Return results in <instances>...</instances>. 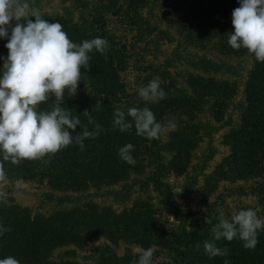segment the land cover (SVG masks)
I'll use <instances>...</instances> for the list:
<instances>
[{
  "label": "rangeland",
  "instance_id": "obj_1",
  "mask_svg": "<svg viewBox=\"0 0 264 264\" xmlns=\"http://www.w3.org/2000/svg\"><path fill=\"white\" fill-rule=\"evenodd\" d=\"M35 1L29 11L61 23L74 43L95 38L90 33L96 37L104 33L128 56L122 61L103 62L99 52L98 56L93 52L90 68L81 69L87 86L78 84L77 93H66L65 98L69 102L81 98L83 102L77 103L78 107L94 118V96L97 101L106 97L109 104L121 106L127 112L142 100L139 87L158 79L167 96L147 106L164 130L159 139L149 140L137 135L134 126L126 132L113 128L117 132L110 133L109 138L116 141L118 149L107 161L110 179H97L93 167L88 165L92 164V152L81 155L74 148L77 144H72L62 150L63 159L72 168L77 164L85 180L67 187L71 189L57 191L47 180H0V192L10 198L11 206L18 205L21 210L10 215L0 213V220L12 229L2 237L12 242L11 251L0 247V258L4 253L20 264H39L32 256L33 246L39 241L33 235L24 237V225L37 213L69 210L76 205L82 206L84 212L96 213L94 218L97 214L104 218L110 210L127 220H115L119 226L115 233L109 230L111 237L104 236V232L93 240L83 235L85 241L78 240L80 247L65 241L68 244L58 248L55 256L76 249L81 264H95V248L109 244L120 256L132 254L135 260L129 264H137L139 254L149 247L153 249L152 264H264V232H260L255 250L245 249L238 239L216 242L218 247L228 249L226 255L209 258L203 249V242L212 239L211 228L219 222L220 210L231 219L233 213L252 208L264 218V92L258 86L264 77V63L263 70L258 68L262 64L255 68L254 59L246 54L239 58L237 77L205 73L195 69L191 61V57L212 56L210 50L219 53V46H228L227 42L221 43L222 38H210L220 33L215 32L216 25L208 29L202 25L204 14L193 15L195 3L214 5L222 17L228 8L240 6L238 0ZM88 17L104 30H99V25L94 29L88 27L89 34L85 32L87 36L81 38L79 31ZM102 65L106 66L104 70ZM2 68L0 64V71ZM111 86L122 93L124 104L120 105L117 97L109 99L111 96L105 95ZM140 104L145 106L143 100ZM61 106L68 107L66 102ZM128 143L134 145V165L123 162L118 154ZM40 161L35 160V164L42 165ZM126 182L132 187L131 197L121 201L115 194L124 190ZM58 195L63 198L60 202L49 199ZM137 210L143 212L142 218L136 215ZM92 219L87 215L88 234L93 230ZM138 230L159 235L158 243H137ZM197 244L201 245L199 250Z\"/></svg>",
  "mask_w": 264,
  "mask_h": 264
},
{
  "label": "clouds",
  "instance_id": "obj_2",
  "mask_svg": "<svg viewBox=\"0 0 264 264\" xmlns=\"http://www.w3.org/2000/svg\"><path fill=\"white\" fill-rule=\"evenodd\" d=\"M239 7L232 12L234 31L228 37V45L234 50L241 48L264 63V0H238ZM29 0H0V39H6L8 49L0 71V154L5 160L19 164L22 160H42L45 164L57 152L72 144L81 151L85 141L97 138L104 128L96 123L87 110L89 130L78 116L62 107L67 96L77 93L83 79L82 68H90L91 53L106 54L109 43L102 37L84 40L77 44L70 40L63 26L38 12H30ZM35 17V19H31ZM23 19V22H21ZM16 23L13 25L12 21ZM138 96L145 102L143 108L130 107L127 112L116 108L113 128L126 132L133 126L136 134L146 139H159L164 130L156 120L148 103L166 98L167 93L158 79L151 80L138 89ZM55 98L51 110H40V104ZM100 110L97 101L94 111ZM129 117L131 119H129ZM82 131L73 135L77 126ZM72 130L71 132L69 130ZM134 145L122 146L119 157L134 165ZM4 174L0 172V180ZM0 206H11L7 195L0 192ZM206 222L209 223L207 217ZM12 229L0 220V237ZM260 232H264V218L256 210L248 208L224 217L220 210L219 222L211 228V240L203 242L209 258L226 255L228 249L220 248L216 242L238 239L245 249L255 250ZM201 245L197 244V250ZM153 249L147 248L139 254L137 264H152ZM0 264H20L13 256L0 258Z\"/></svg>",
  "mask_w": 264,
  "mask_h": 264
},
{
  "label": "trees",
  "instance_id": "obj_3",
  "mask_svg": "<svg viewBox=\"0 0 264 264\" xmlns=\"http://www.w3.org/2000/svg\"><path fill=\"white\" fill-rule=\"evenodd\" d=\"M33 3H36V1L29 0L30 6ZM213 6L214 5H211V7L209 6L206 7L201 4L195 3L193 15L198 16L200 14H204L205 17H202V20H203L202 25L205 26L207 29L211 26L216 25V28L218 27V29L215 28V32L220 33L216 35L215 34L211 35V32H209V35H211L210 38L212 40L215 38H222L221 43H224V42L226 43L228 41L229 35L231 34V32L234 31V26L232 24V12L234 9L228 8L226 11H224V13L226 14L228 13V18L226 19V14L225 16L221 17L216 11V7H213ZM222 7L223 9L226 8L224 6ZM31 19L34 20L35 17H31ZM12 24L14 25L15 22L12 21ZM84 25L85 26L81 25V28L79 31L81 38L82 36H87V34H89L88 32H86L87 30H89L88 27H92V29H94L95 25H99L100 27L98 29L104 30L103 26H101L100 24H96L93 19H90V17L85 19ZM196 26L194 27L195 31H196ZM90 34L96 37L94 33H90ZM209 35L207 36L209 37ZM97 37H102L106 39L109 43L106 54L99 53L103 62H107L109 60L111 62L122 61L123 59H126V57L128 58L125 51L121 50V48H119L118 45L115 44V42L112 40L110 36L108 37L104 35V33H102L98 35ZM69 38L73 42V38L72 37H69ZM6 43H7L6 39H0V57H6L8 55V49L5 47ZM218 51L219 53L210 50V53L212 56L205 55V56H200V57H195V58L191 57V61H192L194 68L197 70H202L205 73H220L222 75H225V74L230 75V76L235 75L239 77V58L246 56V54L249 55L250 58L254 59L252 64L253 65L255 64V68L257 65L262 64L261 62H258L255 59L253 54L249 53L247 49H244V48H241L239 50H234L229 45L226 46L224 49L223 47L219 46ZM94 53L96 56L99 55L97 51L95 50H94ZM0 64L3 65V60H0ZM104 64L107 65V63H104ZM100 67L103 70L106 68V66L104 67L103 65ZM258 68L263 70V64L261 67H258ZM83 79L84 80H81L79 82L80 84L79 87L87 86L86 79L85 78ZM258 86L264 92V77L260 79ZM105 95H108V97L111 96L109 97V99L110 98L115 99L117 97L119 101L121 100L120 105H122V103L123 104L125 103L124 101L122 102V99L120 97L122 93L114 89V86H111V88L108 89ZM107 99L108 98L106 97H102V100L98 99V101L102 103L100 104V110L96 111L97 115L94 118L96 123H99V120L101 119L104 120V122L99 123L104 128V131L102 132V134L99 135L97 138L87 139L85 141V148L83 151L80 150L78 145L74 146L76 150L79 149V154L81 153V155L83 154L90 155L89 152H92L93 155L90 157L91 159L90 163L92 164H88V165L90 167L91 166L93 167L94 172L97 174V179H101L100 181L105 180V179H110L111 169L108 166L107 161L112 159L114 155V151L118 149L117 148L118 144L116 143L115 140L110 139L109 135L110 133L112 134V133L117 132L113 129V126H112L114 111L116 108H122L121 106H117V105L114 106L113 104H109L107 102ZM64 102L67 103V106H68L67 109L71 112V114L73 116H78L80 120L82 121V123L84 125H87L89 130H92L93 126L92 125L89 126L88 117H85L84 109L81 111L77 104V103L82 104L83 102L82 99L73 98L72 101L69 102L68 99L65 98ZM87 102L89 101L86 100V103ZM96 102H97V98L94 96L93 102H91L93 111H94V108L96 107ZM140 102H142V100L136 101L134 106L135 107L137 106V108H142L143 104H140ZM54 103H55L54 99L50 98L47 102H43L40 104V110H51V108L54 106ZM259 115L260 114L256 116L258 117ZM105 120L107 122H105ZM77 128L78 130L76 131V134L82 131L81 125H78ZM57 153L58 154H55L54 156H51L50 158L49 157L45 158V159H49V163L47 164L39 160L40 162H42V165L40 166L35 164V160H22L19 164H13L10 159L5 160L3 158V155L0 154V172L4 174V179L5 178H16V179H21L25 181H37V182H45V180H47L48 181L47 183L50 186L54 187V189L57 191L69 190L71 188H67V187H71L72 185H75L78 182L85 180V176H83V174L80 175L81 170H79V167H76L77 164H75L73 168L70 167L69 165H66L67 162L64 161L63 159L62 150ZM103 162L107 164L104 167L102 164ZM39 167L41 168L38 169ZM102 167L103 169L100 170V168ZM82 170L84 171L86 169H82ZM82 184H85V183L83 182ZM124 186H125L124 190H118V192L115 194L117 197L121 198V201H127V199L131 197L130 193L132 191V187H130L129 183L127 182L125 183ZM8 199L10 198L8 197ZM49 199L60 202V199H63V198L62 196L58 195L56 197L52 196ZM71 207L72 208H70L69 210H65L62 208V209H59L58 211L55 210L48 214L44 212L37 213L36 214L37 216H35L33 220L30 219L29 222H26V224L24 225L23 227L24 228L23 235H25L24 237L29 238L33 235L35 239H38L39 241L38 245H34L33 246L34 249L32 250L33 251L32 256L36 257L35 262L39 264H81L80 260H78L77 258L78 253L76 249L64 250L62 254H58L57 256H55V251L58 248L63 247V245H67L68 242L74 245H78L80 247L78 240H84L85 235L90 237V240L96 239L100 237V235L102 234H104V236L111 237L109 230L114 231L115 233L117 231L115 227L119 226L117 223H114L115 220H118V218H121V221H125V222L127 220V218H124L123 216L118 217V215H116L113 211L111 212L110 210L106 212L107 215L104 218L100 217L99 214H97L98 215L97 218H94L96 217V213L84 212V209H82V206L74 205ZM150 210L151 209L149 208L148 213H150ZM20 211L21 210L18 205L0 206L1 214L10 215V214H13L14 212H20ZM139 212L140 210H137L136 215L140 214ZM142 214L143 212L139 215V218H142ZM87 215H90V217L93 218L91 221V224H92L91 229L93 230L90 232V234H88L89 232L87 233V230H86L88 228V225H86V222H89L88 220H86ZM154 220H155V217H154ZM125 222H122V224L126 225ZM152 229L153 231H155L154 225ZM101 232H104V233L100 234ZM142 234H143V239L141 238ZM17 235H19V229H18ZM137 239L138 240L135 239V241L137 243H140L143 246L148 245V243L149 245L157 244L159 241V235H154V233L153 234L150 233L149 235H146L142 231H140ZM2 241L4 242V244H2V246L0 247L2 249L4 248L6 250H9L12 244V242H10V239L9 238L2 239V237H0V243ZM65 241H68L67 244H65ZM9 251H11V249ZM93 252L94 254H92V258L95 264H129L135 260L133 259L132 254H127L123 256L118 255L116 249L109 244H104L99 247H96ZM4 257H5V254L3 253L1 258H4Z\"/></svg>",
  "mask_w": 264,
  "mask_h": 264
}]
</instances>
